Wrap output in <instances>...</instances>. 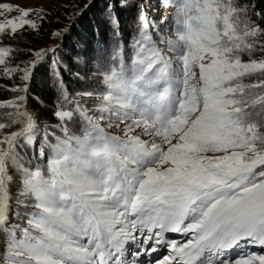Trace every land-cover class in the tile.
<instances>
[{
	"label": "snow or ice",
	"instance_id": "snow-or-ice-1",
	"mask_svg": "<svg viewBox=\"0 0 264 264\" xmlns=\"http://www.w3.org/2000/svg\"><path fill=\"white\" fill-rule=\"evenodd\" d=\"M162 6L173 11L157 24L136 5L131 54L117 42L103 87L75 94L57 48L2 44L38 28L30 9L0 20V79L20 81L0 85L13 93L0 99V264H127L129 244L134 257L166 246L156 264H264L246 251L264 249V12L242 0ZM48 60L54 126L28 111Z\"/></svg>",
	"mask_w": 264,
	"mask_h": 264
},
{
	"label": "trees",
	"instance_id": "trees-1",
	"mask_svg": "<svg viewBox=\"0 0 264 264\" xmlns=\"http://www.w3.org/2000/svg\"><path fill=\"white\" fill-rule=\"evenodd\" d=\"M76 1H79V4L77 6L75 5L71 11H67L68 14L66 15L68 19L65 17L66 15H63L64 19L62 24L56 21L58 15L62 16V14L55 15L50 13L36 30L23 31V33L20 34V38L17 39V44L26 51V53L29 49L35 52L36 50L47 48L48 44L54 41L57 31L70 27V34L67 37L66 44L58 49V52H64L61 59L64 62H62L60 67V74L70 92L82 91L81 88H84L87 82V75L84 74L85 78H83L81 76L83 74L76 69L79 64H83L84 67L87 66V64H91L90 69L92 65L95 66V60L93 59H100V63L102 64L106 60L107 54L112 51L115 44L119 41L123 42L126 55H130V45L134 37L132 34L133 31L131 30L134 25L129 24L127 19L122 23L121 28H119V34L115 33L116 36H111L110 30L114 29V27L106 14L103 15L104 18L102 17L105 9L110 11L108 8L110 4L109 0H95L93 6L87 11H85V5L89 6V1L91 0ZM111 1L113 2L114 0ZM242 2L255 4L257 11L264 12V0H242ZM124 4L126 5L124 6L126 9L125 11L130 12L127 14V18H130L131 13H134V10L131 9L134 4L132 0H124ZM115 7L114 12L116 11ZM117 13L125 20L126 15H123L118 9ZM126 26H128V28H124ZM76 58H78L80 62L77 61ZM25 59L30 60L32 56L26 55ZM50 62V60L45 61L36 71L34 82L30 85L28 99V109H34L39 112L42 126H54L57 123L53 115L56 108L54 103L56 100V92L53 86V76L49 68ZM12 84V81L0 79V85L11 87ZM12 96L13 93L0 88V99L6 100L10 99Z\"/></svg>",
	"mask_w": 264,
	"mask_h": 264
},
{
	"label": "rangeland",
	"instance_id": "rangeland-1",
	"mask_svg": "<svg viewBox=\"0 0 264 264\" xmlns=\"http://www.w3.org/2000/svg\"><path fill=\"white\" fill-rule=\"evenodd\" d=\"M94 1L95 0L89 1L90 2L89 6L86 8V10L85 9L84 10L87 11L91 6H93ZM118 2H119V4H118ZM132 2L134 4V6L131 7V9L134 10V13L133 14L131 13V17L127 18V14L130 12L125 11L126 9L121 6L122 4H124V0H114L113 2L111 0H109L110 4L116 6L115 7V9H116L115 15L118 16V18H119V28H121L122 23H124V21H126V19H127L129 24L134 25L131 29L133 31L132 34L134 36L136 35L135 25H136L137 18H138V10L136 8L137 4H143L144 11L148 15L149 19L150 20L155 19L157 24L159 23L161 16H167L169 13H171L173 11V8L170 6L169 7L162 6V0H132ZM0 4H9V5L13 6V10L11 12H8L6 10H0V12L4 13L3 16H0V20L9 19V18H12L15 16H19L20 13L18 10H16L17 6H19L20 8L31 10L28 19L35 21L39 27L40 24L42 23V21L50 13H53L55 15L62 14V16L58 15V18L56 20L59 24H62L63 19H64L63 15L68 14L67 11L68 10L71 11L72 8L75 7V5L77 6L79 4V1H76V0H68V1H61V0H0ZM117 9H118V11H121V13H123V15H126L125 20L122 17H120V15L117 13ZM109 12L110 11L105 9L103 11L102 17L104 14H106V16L109 17ZM65 17H67V15ZM67 19H68V17H67ZM69 28L70 27H68V29L63 28V29L57 31L56 33L59 32L60 35L59 36L55 35L54 41L49 43L47 48H45V49L43 48V49L48 50V49H52V48H57V53L55 54V56L62 59L64 52H58V49L62 45L66 44L67 37L70 34ZM124 28H128V26H126ZM27 30H36V29H30L29 28L26 30H21L20 34L23 33V31H27ZM65 30H67V31H65ZM110 33L112 36V35H115L116 32L114 31V29H111ZM2 44L4 46H9L12 48H19L22 53H26V51H24L21 47H19V45L17 44V39H15V38H13V39L4 38L2 40ZM36 51H38V50H36ZM25 57H26V55H21L18 59L21 61H28L25 59ZM244 59H247V58L245 57ZM76 60L79 61L78 58H76ZM93 60H95V62H94L95 66L92 65L91 69H90L91 64H87V66H85V67L83 64H79L76 68L81 74H83V75H81L83 78H85L84 74L87 75V82H86L84 88H81V90L93 89V88L99 89V88L103 87L101 84L98 83V80L100 79V77L97 74L98 69L101 66V63H100L101 60L100 59H93ZM62 62H64V61L62 60ZM38 68H39V66H38ZM35 75H36V72H35ZM35 75H34V78H35ZM12 82L13 83H20L19 80H12ZM32 82H34V81H32ZM32 82L30 85H32ZM75 92L76 91H72L73 94H75ZM28 111L30 113H32L33 115L38 116L39 120H40V116H39L38 111H36L34 109H28ZM122 127H123V125H121V128ZM16 130H18V128H16V127H13L11 129H5V131H7V132L16 131ZM108 131L113 132L114 134H119L120 129L113 128V129H109ZM143 138L148 139V137H143ZM258 247L259 246H256L255 248H253V249L257 250L256 253L257 254H264V251H261V249ZM253 249H251V251Z\"/></svg>",
	"mask_w": 264,
	"mask_h": 264
},
{
	"label": "bare ground",
	"instance_id": "bare-ground-1",
	"mask_svg": "<svg viewBox=\"0 0 264 264\" xmlns=\"http://www.w3.org/2000/svg\"><path fill=\"white\" fill-rule=\"evenodd\" d=\"M35 114V113H34ZM35 116V115H34Z\"/></svg>",
	"mask_w": 264,
	"mask_h": 264
},
{
	"label": "water",
	"instance_id": "water-1",
	"mask_svg": "<svg viewBox=\"0 0 264 264\" xmlns=\"http://www.w3.org/2000/svg\"><path fill=\"white\" fill-rule=\"evenodd\" d=\"M39 113V112H38Z\"/></svg>",
	"mask_w": 264,
	"mask_h": 264
}]
</instances>
